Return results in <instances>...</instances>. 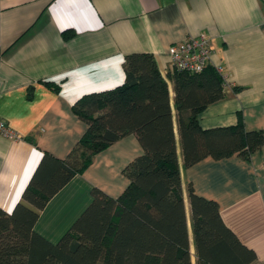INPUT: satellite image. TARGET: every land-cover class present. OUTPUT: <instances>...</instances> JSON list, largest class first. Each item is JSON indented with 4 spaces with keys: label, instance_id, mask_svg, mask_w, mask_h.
<instances>
[{
    "label": "crops",
    "instance_id": "1",
    "mask_svg": "<svg viewBox=\"0 0 264 264\" xmlns=\"http://www.w3.org/2000/svg\"><path fill=\"white\" fill-rule=\"evenodd\" d=\"M200 34L209 39L210 65L221 69L225 95L199 113V125L241 119L246 130H264V0H0V119L18 135H0V207L9 212L21 200L45 154L67 160L87 128L73 103L122 84L126 54H152L166 78L169 45ZM168 91L192 264L189 183L219 204L224 223L255 250L251 264H264V146L247 160L206 157L183 166L170 80ZM142 153L134 134L94 153L39 211L34 230L57 242L93 188L111 197L124 191L123 170Z\"/></svg>",
    "mask_w": 264,
    "mask_h": 264
},
{
    "label": "trees",
    "instance_id": "2",
    "mask_svg": "<svg viewBox=\"0 0 264 264\" xmlns=\"http://www.w3.org/2000/svg\"><path fill=\"white\" fill-rule=\"evenodd\" d=\"M123 70L119 86L73 103L87 128L67 160L45 154L21 200L9 212L0 207V264H192L168 81L183 166L206 157L250 159L264 146V130H246L241 119L225 127L199 125V113L225 95L223 78L210 64L200 72L172 68L165 78L152 54L133 52ZM128 134L143 153L124 168V191L111 197L93 188L91 202L57 242L39 235L34 225L47 201L94 153ZM187 199L196 264L256 260L255 250L224 223L215 200L196 194L190 183Z\"/></svg>",
    "mask_w": 264,
    "mask_h": 264
},
{
    "label": "built area",
    "instance_id": "3",
    "mask_svg": "<svg viewBox=\"0 0 264 264\" xmlns=\"http://www.w3.org/2000/svg\"><path fill=\"white\" fill-rule=\"evenodd\" d=\"M212 52L209 39L204 34L187 37L167 48L171 67L190 72H200L209 65ZM216 70L221 72L220 68ZM0 135L10 139L18 138L2 119H0Z\"/></svg>",
    "mask_w": 264,
    "mask_h": 264
}]
</instances>
